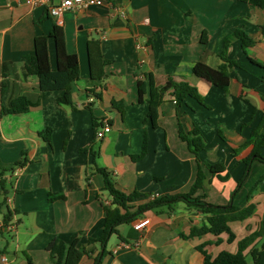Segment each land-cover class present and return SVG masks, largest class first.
Instances as JSON below:
<instances>
[{
	"label": "crops",
	"instance_id": "obj_1",
	"mask_svg": "<svg viewBox=\"0 0 264 264\" xmlns=\"http://www.w3.org/2000/svg\"><path fill=\"white\" fill-rule=\"evenodd\" d=\"M26 1L0 0V65H9L0 79L7 86L1 103L40 93L37 78L24 77L23 66L34 54L36 37L48 35L54 23L64 28L68 51L79 56L81 74L72 87V105L58 103L62 92H43L38 106L0 121V160L6 165L27 160L5 174L8 193L0 191V264H55L47 247L56 238L68 245L78 240L91 251L80 264H94L101 249L88 242L102 235L105 207L111 206L99 169L118 190L143 195L129 203L132 213L154 197L189 193L200 165L180 138V127L187 134L198 129L205 138L201 163L226 168L222 180L201 164L203 188L196 196L217 206L253 204L254 215L229 224L232 242L226 233L186 240L181 234L203 226L204 214L183 202L150 209L135 219H150L142 232L133 229L135 220L117 228L118 240L110 238L100 264H202L197 248L203 244L212 258L222 251L237 253L239 242L257 234L264 219V163L254 161L239 186L251 151L243 146L264 121V70L250 60L264 65V9L241 0H104L57 21ZM236 31L255 42L247 53L238 39L227 47ZM91 39L102 46L106 76L100 81L91 78ZM49 48L55 68L53 40ZM225 53L237 63L228 92L192 73L201 60L219 68ZM150 75L157 86L170 77L187 81L203 103L187 98L178 104L167 96L153 127L138 89V81ZM106 123L111 133L97 139ZM46 129L50 141L42 134ZM144 148V156L134 159ZM255 251H264V236L246 249L248 264H254Z\"/></svg>",
	"mask_w": 264,
	"mask_h": 264
},
{
	"label": "trees",
	"instance_id": "obj_2",
	"mask_svg": "<svg viewBox=\"0 0 264 264\" xmlns=\"http://www.w3.org/2000/svg\"><path fill=\"white\" fill-rule=\"evenodd\" d=\"M249 3L256 8L264 9V0H241ZM45 16H49L48 11H44ZM233 39L241 41L242 48L245 53L247 49L252 47L255 42L244 32L236 31L231 39L227 42L229 47ZM53 40L55 44L56 53V67L53 68L50 58L49 41ZM206 39L203 37V41ZM88 55L91 71V78L94 81H100L105 76V63L103 59V52L101 42L97 39H91L88 42ZM223 54L221 56L224 63L219 68H213L208 65L204 60L198 61L192 67V73L213 86L228 92L231 86V69L237 66L233 60H229ZM26 63L23 66L24 77H36L38 80L39 94H25L16 98L10 99L6 104L1 103V98L6 91V83L0 80V121L3 116L13 114H23L28 112L32 107L38 106L40 102V95L43 92H62V96L58 98V103L61 105H72V87L79 81L81 68L79 56L70 53L67 49V41L65 30L62 26L54 23L49 34L38 36L35 39V51L33 55L25 57ZM251 62L258 65L264 70V65L250 58ZM8 64L3 63L0 65V79H5L8 75ZM139 89V102L148 103L149 112L148 119L153 127H158L160 107L165 101L167 96H171L174 100L181 104L187 98H194L198 102L203 103L202 97L195 92L191 85L185 81H176L174 78H168L163 86H157L154 77L150 75L147 80L138 81ZM115 107L121 109L115 103ZM97 124L95 123V127ZM50 129H46L42 134L47 141H50ZM180 138L187 143L190 151L196 156L199 163L196 181L189 193L180 194L174 197H160L154 198L152 201L138 207L137 211L132 213V203L143 197L142 194L134 192L126 194L118 190L111 180L108 178L106 170L99 169L105 178V189L108 191L111 198V206L105 207L106 221L102 235L97 239H89V245L99 244L100 252L94 258V264H100L106 254V247L113 235H119L118 227L123 224L132 223L137 217L141 216L144 212L150 209H156L163 206L171 207L173 204L183 202L189 208H194L199 213L206 216V223L201 227H193L190 234H181L186 240L194 237H200L205 234L211 233L219 236L223 233L228 234V241L232 242L235 235L230 228V223L234 221H244L252 217L255 213V205H250L246 208H239L234 205L217 206L208 203L204 200V196H196V193L203 188L204 176L201 164L206 166L213 174L218 175L220 179L226 180L227 177H222L220 174L225 172L226 168L221 164L211 165L201 163L199 154L206 148V140L198 129L190 133H185L182 127L179 130ZM223 138L222 134L220 133ZM251 146L250 154L244 159L247 170L239 186L247 179L251 166L254 161L264 163V121L261 126L254 131L252 138L246 143L245 146ZM242 147V148H243ZM146 149L141 155L134 157V159H141L145 154ZM26 158L6 165L0 160V191L5 195L8 193L9 183L5 178V174L13 172L17 168H22L26 164ZM62 197V196H61ZM258 235L264 236V219L261 222L260 231L252 234L239 242V250L233 254L227 251H222L215 258L205 250L206 244L199 246L197 249L203 256L202 264H248L245 258L246 249L253 243ZM123 239V238H121ZM50 253L51 260L55 264H80L84 257L89 256L91 251L87 248L79 246V241L76 240L68 245L60 239H53L47 247ZM254 264H264V251H255L253 253Z\"/></svg>",
	"mask_w": 264,
	"mask_h": 264
},
{
	"label": "built area",
	"instance_id": "obj_3",
	"mask_svg": "<svg viewBox=\"0 0 264 264\" xmlns=\"http://www.w3.org/2000/svg\"><path fill=\"white\" fill-rule=\"evenodd\" d=\"M26 3L34 8H43L48 11L52 18L58 21L66 12L91 6H101L104 4V0H27ZM111 130L112 128L108 123L104 124L101 129L97 130L96 138L103 139L111 133ZM149 225L150 219L148 217L138 218L132 223L133 229L137 232H142ZM135 245L138 246V242ZM4 260L6 261V258Z\"/></svg>",
	"mask_w": 264,
	"mask_h": 264
},
{
	"label": "rangeland",
	"instance_id": "obj_4",
	"mask_svg": "<svg viewBox=\"0 0 264 264\" xmlns=\"http://www.w3.org/2000/svg\"><path fill=\"white\" fill-rule=\"evenodd\" d=\"M126 227V225L120 227L121 233H123V228ZM113 240H118L116 236H113Z\"/></svg>",
	"mask_w": 264,
	"mask_h": 264
}]
</instances>
